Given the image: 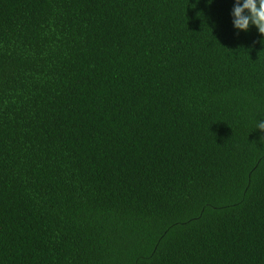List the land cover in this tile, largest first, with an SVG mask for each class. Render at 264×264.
Masks as SVG:
<instances>
[{
    "label": "trees",
    "instance_id": "trees-1",
    "mask_svg": "<svg viewBox=\"0 0 264 264\" xmlns=\"http://www.w3.org/2000/svg\"><path fill=\"white\" fill-rule=\"evenodd\" d=\"M234 5L0 0V264H264V36Z\"/></svg>",
    "mask_w": 264,
    "mask_h": 264
},
{
    "label": "clouds",
    "instance_id": "clouds-1",
    "mask_svg": "<svg viewBox=\"0 0 264 264\" xmlns=\"http://www.w3.org/2000/svg\"><path fill=\"white\" fill-rule=\"evenodd\" d=\"M232 16L235 29L246 32L250 25H254L264 36V0H243L242 3L241 0H235ZM256 129L264 132V119L256 122ZM261 140L264 141V136Z\"/></svg>",
    "mask_w": 264,
    "mask_h": 264
}]
</instances>
